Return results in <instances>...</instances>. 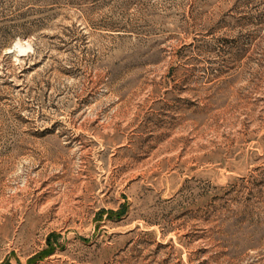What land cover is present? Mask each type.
<instances>
[{"label":"rangeland","instance_id":"obj_1","mask_svg":"<svg viewBox=\"0 0 264 264\" xmlns=\"http://www.w3.org/2000/svg\"><path fill=\"white\" fill-rule=\"evenodd\" d=\"M0 264H264V0H0Z\"/></svg>","mask_w":264,"mask_h":264}]
</instances>
